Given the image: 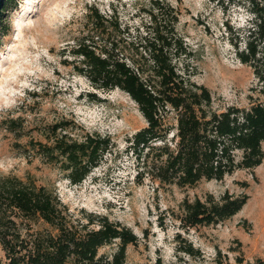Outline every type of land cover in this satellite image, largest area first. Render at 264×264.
<instances>
[{
	"label": "rangeland",
	"instance_id": "1",
	"mask_svg": "<svg viewBox=\"0 0 264 264\" xmlns=\"http://www.w3.org/2000/svg\"><path fill=\"white\" fill-rule=\"evenodd\" d=\"M13 1L0 7V187L13 181L44 185L74 221L96 228L98 219L106 217L129 227L137 242L127 245L124 264L264 260V157L257 167L237 169L221 180L201 179L184 186L161 181L158 153L131 147L133 134L147 125L137 104L119 88H95L78 72L81 56L75 50L88 35L87 8L112 14L128 29L111 30L110 35L126 49L131 35L145 29L150 0H39L38 9L15 25L23 0ZM166 1L177 13L175 29L186 46L178 68L210 90L213 109L263 102L264 84L236 57L234 42L240 48L244 43L227 28L236 32L249 20L242 1ZM63 122L69 125L56 134L65 132L78 140L86 134L109 137L97 165L78 184L68 179L59 160L48 161L38 147L50 145L52 125ZM173 132L167 136L169 142ZM262 149L264 153V143ZM235 155L239 160L240 151ZM225 192L248 196L235 215L217 223L184 225V199L204 200L209 194L219 199ZM14 212L12 222L0 223V233L7 231L9 238L51 230L39 218L29 220ZM117 247L118 240L101 246L94 264H105ZM189 247L190 253L184 249ZM0 264H7L1 243Z\"/></svg>",
	"mask_w": 264,
	"mask_h": 264
},
{
	"label": "trees",
	"instance_id": "2",
	"mask_svg": "<svg viewBox=\"0 0 264 264\" xmlns=\"http://www.w3.org/2000/svg\"><path fill=\"white\" fill-rule=\"evenodd\" d=\"M5 1L6 5L14 3L0 0V7ZM241 1L250 13L249 20L236 32L231 31V26L227 28L244 43L240 48L234 42L236 57L250 66L264 84V0ZM150 5L144 31L138 29L131 35L126 49L110 35L111 30L128 29L112 14L104 15L95 6L88 7V35L75 50L81 56L78 72L95 88H119L137 104L147 125L133 134L131 147L158 153L159 180L193 185L201 179L221 180L237 169L260 165L264 157V101L249 107L227 105L221 111L213 109L210 90L178 68L177 61L186 55V46L175 29L178 17L174 7L166 0H150ZM67 125H52V143H39L38 147L48 161L59 160L68 179L78 184L97 165L109 137L86 134L78 140L65 132L56 134L58 128L63 131ZM173 130L170 143L167 136ZM236 151L241 153L239 160ZM247 198L246 194L225 192L219 199L211 194L204 200L184 199L180 204L184 214L181 219L191 227L217 223L235 215ZM12 212L29 220L39 218L51 230L37 231L29 238H9L7 231L0 233L7 264H94L98 249L114 240H118L117 250L105 264H124L127 245L137 242L129 227L106 217L98 219L96 228L77 220L74 223L56 195L44 185L13 181L0 187V223L3 219L12 222ZM184 249L192 251L190 247ZM237 261L242 262L240 258ZM248 264H264V260Z\"/></svg>",
	"mask_w": 264,
	"mask_h": 264
},
{
	"label": "clouds",
	"instance_id": "3",
	"mask_svg": "<svg viewBox=\"0 0 264 264\" xmlns=\"http://www.w3.org/2000/svg\"><path fill=\"white\" fill-rule=\"evenodd\" d=\"M39 0H23L21 4V15L17 18V21H14V25L18 24L19 19L23 18L25 15H30V13H34L38 7Z\"/></svg>",
	"mask_w": 264,
	"mask_h": 264
}]
</instances>
